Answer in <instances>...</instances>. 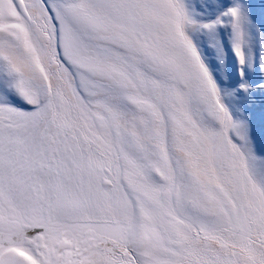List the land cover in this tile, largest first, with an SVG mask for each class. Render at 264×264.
Instances as JSON below:
<instances>
[{"label":"snow or ice","instance_id":"obj_1","mask_svg":"<svg viewBox=\"0 0 264 264\" xmlns=\"http://www.w3.org/2000/svg\"><path fill=\"white\" fill-rule=\"evenodd\" d=\"M0 264H264V0H0Z\"/></svg>","mask_w":264,"mask_h":264}]
</instances>
